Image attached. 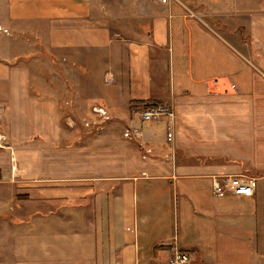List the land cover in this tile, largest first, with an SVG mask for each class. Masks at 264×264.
I'll return each instance as SVG.
<instances>
[{"label": "crops", "instance_id": "obj_1", "mask_svg": "<svg viewBox=\"0 0 264 264\" xmlns=\"http://www.w3.org/2000/svg\"><path fill=\"white\" fill-rule=\"evenodd\" d=\"M146 2L133 36L91 18L95 0L0 3L15 21L58 15L60 44L87 53L68 102L31 94L29 71L0 59V152L14 161L0 173H26L34 207L12 225V264H167L176 249L189 264H264V80L227 33L264 49V0ZM149 104L172 115L142 121ZM238 173L251 196L213 194L214 176Z\"/></svg>", "mask_w": 264, "mask_h": 264}, {"label": "rangeland", "instance_id": "obj_2", "mask_svg": "<svg viewBox=\"0 0 264 264\" xmlns=\"http://www.w3.org/2000/svg\"><path fill=\"white\" fill-rule=\"evenodd\" d=\"M3 1L0 0V3ZM95 1L94 7L96 8L94 11H90L93 13L91 18L101 19L99 21L109 27L111 36L116 31H123L125 35L133 36L136 33L139 35L140 32L145 30L147 16L143 13V6H145L147 0ZM39 2L40 0H35L36 5H40ZM4 10L7 11L8 9L0 6V59L11 66V69L29 71L31 83L29 85L27 83V85L30 87L28 90L31 94L35 91L43 93L52 91L59 96H65L66 100L67 98L74 99V97L82 96V91L81 94L77 95L76 93L77 83L81 84L84 81L80 78H78L80 79L78 81L75 74L79 72L78 75H81L80 71L86 68L87 53L86 51L80 52L76 47L67 46L68 48H66L60 44V33L66 31L63 27V30L60 28L59 16L48 14V17H44L38 6L35 14L24 15L29 17V20L21 19L22 15H20V19L15 21L13 20L15 18L11 17L9 13H3ZM51 21L56 22H52V24ZM124 23L128 24L126 29H123ZM52 27L55 29H52ZM227 33L234 36L231 38L232 43L236 41L235 36L239 35L243 39L242 41L247 48L245 53L251 60L253 57L257 58V60L250 61L253 65L252 69L258 71L264 80V49L261 45L256 47L251 40L249 31L240 26L234 30H228ZM231 41L229 39V42ZM106 55V52L101 54V56H104L105 61L108 59ZM106 65L107 63L103 69H106ZM104 72L106 73V70ZM69 101L74 102V100ZM64 110L70 117H76L78 113L75 109ZM93 116L95 118V115ZM162 117L160 116V118ZM8 122L9 115L6 116V114L1 113L0 142L2 146H0V150H3L11 140L10 127L6 125ZM86 122L89 123V126L91 125L89 120ZM86 122H80L79 129L86 128L87 131L84 133H91V127L86 126ZM11 153V149L8 156L0 152V165L10 168L14 165ZM27 184L26 173L17 174L16 176H5V174L0 173V264H12L13 223L16 224L19 219L25 218L32 213L31 210L33 211V201L28 198L30 194ZM40 208L43 210V205ZM260 261L259 264H262L261 259ZM255 264H257V260Z\"/></svg>", "mask_w": 264, "mask_h": 264}, {"label": "built area", "instance_id": "obj_3", "mask_svg": "<svg viewBox=\"0 0 264 264\" xmlns=\"http://www.w3.org/2000/svg\"><path fill=\"white\" fill-rule=\"evenodd\" d=\"M160 2H167L168 0H158ZM231 88H234V84H230ZM105 114V110L101 113ZM171 111L162 105L156 104L154 107L145 108L140 112L142 121H152L160 118V116H170ZM171 133H167L169 137ZM255 178L244 173L238 174H225L214 176L212 178V191L216 196L231 195L235 197L245 196L249 197L253 194L255 187ZM190 254L186 251L176 249L172 252V255L167 260V264H189Z\"/></svg>", "mask_w": 264, "mask_h": 264}, {"label": "water", "instance_id": "obj_4", "mask_svg": "<svg viewBox=\"0 0 264 264\" xmlns=\"http://www.w3.org/2000/svg\"><path fill=\"white\" fill-rule=\"evenodd\" d=\"M95 111L97 112H103L104 110L102 108H99V107H93Z\"/></svg>", "mask_w": 264, "mask_h": 264}, {"label": "trees", "instance_id": "obj_5", "mask_svg": "<svg viewBox=\"0 0 264 264\" xmlns=\"http://www.w3.org/2000/svg\"><path fill=\"white\" fill-rule=\"evenodd\" d=\"M156 104H149V105H147V106H144V108H149V107H154Z\"/></svg>", "mask_w": 264, "mask_h": 264}]
</instances>
